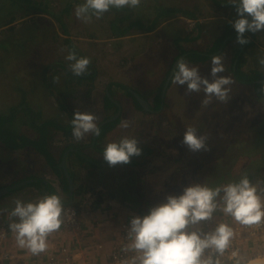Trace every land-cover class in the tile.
Here are the masks:
<instances>
[{
    "label": "crops",
    "instance_id": "0c3cea01",
    "mask_svg": "<svg viewBox=\"0 0 264 264\" xmlns=\"http://www.w3.org/2000/svg\"><path fill=\"white\" fill-rule=\"evenodd\" d=\"M221 1L228 0H219L218 5H225ZM157 2L159 0L155 3ZM160 7H156V4L142 3L141 7L136 10L126 8V13L130 12L131 18L124 22H118L115 25L113 21H116L117 17H120L119 15H123V13L115 15V12L110 10L102 17L107 20L106 17L109 14L112 16L105 23L107 25L105 30H102L105 28L103 24H99L105 20H97L95 18L83 27L86 35L80 37V43L83 46V48L80 47L79 49L81 52L80 56L88 57L91 60L88 72L84 75L85 78L80 83H84L86 87L84 99L86 98L88 103L92 102L94 96L93 86L101 85L104 78H108V80L104 83L105 92L102 98V104H82L80 108H76V111L93 113L98 117L97 123L99 126L110 120L116 121L113 127L101 136L99 140L100 146H105L108 142L118 141L123 136L135 138L136 124L133 117L141 113L143 115L148 114L149 116L144 117L145 119L146 117L149 119L155 114L152 110L157 102L163 104L160 106V111L165 116H168L170 112L179 111L183 113L199 111L212 112L219 110L221 105L243 104L244 106L245 104H264V97H260L257 89V85L264 81V65L260 63V60L264 59V31L256 34L246 33L245 35L250 41V46L247 49H242V45L236 42L237 33L229 22L235 20L231 17V10L225 12L223 15L215 16L214 13L204 16L199 11L193 9L192 11H196L198 16L196 20H199V23L195 24L191 28L192 30H189L185 20L184 22L178 20L179 16L183 17L181 12L176 11L170 12L168 15H162V10L166 11V9L177 8L186 10L185 8L167 6L162 3ZM200 18L203 20L200 21ZM132 23L135 25H132ZM223 36L225 39L224 47L220 44ZM157 42H160L162 45L171 46L163 50L164 56L166 55L163 59L171 62L174 61L172 64H167L161 77L156 71L154 72L150 69L149 72L139 70V64L143 62L142 56L147 50H153L151 48L154 44H158ZM101 51H106L108 58L111 59L112 63L114 62L113 65H110L111 67L103 63L100 65ZM117 55L122 58L116 59L115 57ZM217 55L223 58L225 68V71L218 75L229 77L232 81L231 84L225 86L228 89V99L226 101H220L215 96H212L209 103L203 104V101L207 98L203 91L199 93H187L186 85L181 86L171 83L172 77L170 76V72L175 69L180 58L185 59L189 63V66L198 68L200 75L209 79L211 82L214 79L211 76V60L213 56ZM236 56H240L239 62L237 63L235 62ZM107 63L109 64V60ZM55 73L56 71H53V69L48 70L46 74L48 77V87L44 84L39 88L37 96V100L39 101L36 104V108L38 110H44L45 112H54L59 106L56 112L64 111L65 114L69 113L67 116L69 120L71 114L73 116L75 113L71 105L65 104V108H62L61 104H52L47 96L49 93L52 95L55 94L56 88L54 86L57 85L53 82V77L56 76ZM158 79L159 82L157 83ZM158 87L163 90V97L159 101V92L155 91ZM65 93L68 92L66 91ZM190 97L193 103L189 102ZM143 100L147 101L151 109L143 107L140 103ZM137 102L142 107L138 106ZM124 119L131 121V126L126 130L119 127L121 121ZM176 120L178 119L176 118ZM171 122L173 127L181 126V124L184 125L182 121H179L180 124H178V121ZM147 124H150V129L144 128L145 132L139 131L138 133V135L143 134V143L145 144H148L145 141L147 138H151L158 133L156 130L152 131L150 121ZM147 124H144V126H147ZM28 130L33 132L30 129ZM93 136L89 134L82 141L89 143ZM60 141L64 142V137L59 138L56 136L54 144L61 146ZM90 154L95 158H101V154L95 150H92ZM65 161L66 164L68 162L71 172H77L79 176L86 177L89 174V170L92 169L89 165L83 166L84 168L80 167L81 163L75 158H72V160L66 159ZM98 174L95 176V182L101 181V176H98ZM40 176L49 179L47 176ZM56 178L57 180L53 178L49 180L52 181V184L55 186L54 188L59 189L57 193H60L61 198L62 193L59 188V183H57L58 177L56 176ZM89 180L90 178L87 177L86 181ZM87 194L84 196L85 201L83 200L82 206H91L92 212L89 214L88 221L94 226V239L96 242L104 243L105 249L95 255V263L101 264L105 262L107 250L116 240L119 224L124 220H132L138 215L120 202L113 201L114 204L111 203L109 205L104 198L102 202H99L90 193ZM6 214V217L9 218V213ZM0 221H2L1 218ZM56 232L51 233L50 237H53ZM56 240H63V238Z\"/></svg>",
    "mask_w": 264,
    "mask_h": 264
},
{
    "label": "rangeland",
    "instance_id": "374dc122",
    "mask_svg": "<svg viewBox=\"0 0 264 264\" xmlns=\"http://www.w3.org/2000/svg\"><path fill=\"white\" fill-rule=\"evenodd\" d=\"M81 1L83 2V0ZM159 2L167 6H179L189 11L195 9L204 16L214 13L215 16L223 15L225 12L231 10L232 15L231 13L230 15L233 17L232 9L223 4L218 5L219 0H159ZM2 3L6 5V8L4 9L5 15H0V27L2 26V28H0V42H4L11 37L12 41L15 42L24 41L27 48L22 51L14 49L12 46L6 49H0V67L4 66L3 64L6 65L5 69L0 70V104H6V106L10 104H19L23 97L30 104H37L39 101L37 100L39 88L41 85L45 84V66L47 64L54 65V63H57V66L53 68V71H56L57 74L55 73V75L60 77V81L54 86L56 88L55 94H47L52 104H70L75 111L76 108H80L82 104H102V98L105 92L104 83L107 82L106 80H108V78H104L101 85L93 86L94 96L92 102L88 103L86 98L84 99L86 93L85 84H80V77L74 76L68 70L69 62L65 60L68 50H70L65 40L70 39L73 45L80 49V47L83 48L80 43V37L86 35L83 29L86 23L76 18L74 11L75 4L70 8V12L67 13L63 11L66 6L65 0H51V7L58 13V16L62 18V23L66 25L68 34H65L62 27L63 24L60 21L53 16L33 13L32 7L28 4H24V6L20 4L17 6L16 9L18 10L13 13V15L17 17V20L11 24H7L11 15L6 12L7 10L13 12V6H11L9 0H0V4ZM143 3L151 5L156 4L155 0H143ZM111 17V14H109L106 17L107 20L101 18V20H105L99 23L100 25L103 24L105 27L102 30L106 29L107 25L105 23ZM178 20L180 22H184L185 20L187 28L192 30L190 18L179 16ZM193 20L195 21L196 19ZM201 20L203 19L200 18V21ZM34 26L38 27L37 31H32L31 28H34ZM102 30H100V32H102ZM56 34L57 38L55 39L53 36ZM157 43L158 44H154L151 48L153 50H147L142 56L143 62L139 64V70L149 72L150 69L154 72L156 71L161 77L167 64H172L174 61L171 62L167 59H163L166 56H164L163 50L171 46L162 45L160 42ZM106 53V51H101L100 65L103 63L111 67L110 65H113L114 62H111V59L108 58ZM115 58L121 59L122 57L117 55ZM108 60L109 64L107 63ZM59 62H65L66 67H60L58 65ZM173 71L174 69L170 72L171 77L173 76ZM63 82H66V87ZM158 82L159 79L157 80V83ZM20 89L24 90L26 94H23ZM66 91L68 93H65ZM155 91L159 92V101L163 97V90L158 87ZM192 101L190 97L189 102L193 103ZM220 107L219 110L212 112L199 111L183 113L179 111L170 112L168 116H165L164 113L160 111L159 113L153 114L149 119H147V117L145 119L144 117L149 116L148 114L143 115L141 113L133 117L136 124L134 137L141 143H143L144 136L143 134L138 135V133L139 131L145 132L144 128L150 129V124H147L149 121L152 124V131H158L157 135H153L151 138L146 137L147 140H145L146 143L160 148V155L158 159H156L157 161H155L156 166L159 165L158 169L161 171L160 175L151 176L147 174L146 171L142 172L146 179L145 189L147 188L148 190V197L153 198L159 196L160 189L163 187L162 184L172 182L170 179L176 178V176H172L174 167L178 165V163L173 162L175 158H182L184 164L192 165L195 164L197 160L212 158L223 152L222 148L226 146L230 138H240V136L248 134L251 128L256 126L258 121L264 116V104H245L244 106L243 104H233L230 106L221 105ZM58 108L59 106L56 110H58ZM56 110L54 112H46L45 114L48 117L53 116L56 114ZM58 112H60L58 115H61L64 121H68L67 116L69 113L65 114L64 111ZM195 115L197 116L195 117ZM176 118L178 120H176ZM171 121H178V124H180L179 121H182L184 125L181 124V126L173 127ZM144 124H147V126H144ZM189 127L194 128L198 136L205 138V149L194 152L190 150L188 146L182 145L181 141L183 140L184 133ZM21 129L28 135L33 136L35 134L34 132H30L27 128L22 127ZM57 137L63 138L61 134ZM58 146V144H55L53 150L58 151ZM30 173L44 175L51 180L52 178L57 180L54 172L46 164L43 156L32 150L12 151L4 148L0 144V186L11 185L14 178L22 177L24 174ZM107 182L108 187L99 183L98 185L96 184L94 190L89 193H92L98 199L97 193L101 190L100 192L104 194L103 197L105 200L120 202L117 199H111L107 194L109 188H114L113 182ZM258 182L259 181H257L256 184H258ZM26 191L27 190L22 191L17 195L5 199L4 204L14 206L16 200L22 201V199L27 196ZM41 198L42 197H39L33 201V203L38 202ZM122 205L127 206V204L123 203ZM127 207L138 215L133 208L130 206ZM12 237L10 244H13L14 248L19 247L16 234L12 235ZM59 238L60 233L56 232L50 241L55 243V239ZM0 264H4L2 260H0Z\"/></svg>",
    "mask_w": 264,
    "mask_h": 264
},
{
    "label": "clouds",
    "instance_id": "9594fccd",
    "mask_svg": "<svg viewBox=\"0 0 264 264\" xmlns=\"http://www.w3.org/2000/svg\"><path fill=\"white\" fill-rule=\"evenodd\" d=\"M143 0H83L75 4V16L84 23L93 18L101 19L112 9H139ZM235 6L237 19L229 21L237 33L236 42L240 45L249 43L246 33L256 34L264 31V0H228ZM68 70L74 76H83L88 72L90 58L79 56L74 48L68 50L65 57ZM264 65V59L260 60ZM211 76L209 79L200 75L198 68L180 58L173 71L171 83L186 85L187 93L203 91L206 95L204 104L209 103L212 96L220 101L228 99L231 79L218 74L225 71L223 58L213 56L211 60ZM59 76L53 77L58 84ZM98 117L90 112L75 111L70 126L72 137L79 142L89 134L99 137L101 128ZM131 121L124 119L119 127L128 129ZM182 145L192 151L205 149V138L198 136L196 130L189 127L184 133ZM103 159L109 167L131 163L133 157H139L142 149L135 138L121 137L118 141L108 142L102 150ZM223 192L222 211L230 215L240 224L258 225L264 221V202L257 194V188L244 176L238 183H230L215 189L196 184L186 187L179 196L169 195L167 202L150 209L148 215L134 217L130 222L128 237L131 244L124 251H132L130 264H219L212 255L223 254L230 246L233 230L224 223L219 224L214 232L189 231V226L198 225L209 220L216 211L217 198ZM63 205L58 195H45L38 202L24 203L16 200L11 216L18 217L19 222L12 223L10 228L16 234L20 247H26L32 254L38 255L47 248L49 234L60 229ZM211 252L203 258L206 251ZM129 264V262H125ZM237 264H240L237 261Z\"/></svg>",
    "mask_w": 264,
    "mask_h": 264
},
{
    "label": "trees",
    "instance_id": "16d2710c",
    "mask_svg": "<svg viewBox=\"0 0 264 264\" xmlns=\"http://www.w3.org/2000/svg\"><path fill=\"white\" fill-rule=\"evenodd\" d=\"M9 1L11 6H13V12L7 10L6 13L11 15L7 24H11L17 20V17L14 16L13 13L18 10L16 8L20 4L22 6L28 4L32 7L33 13L53 16L62 23V18L58 16V13L51 7V0ZM65 2L66 6L63 11L67 13L70 12V8L74 4L82 3L81 0H65ZM221 2L232 9L233 19L239 18L235 6L229 4L228 1ZM3 4L4 3L0 4V15H5L4 9L6 5ZM160 5V2L156 3V7L159 6V8H161ZM112 10L115 12V15L123 13V15L117 17L116 21H113L114 25L131 18V13H126L127 9ZM176 11L181 12L183 16L187 18L198 19L196 11H188L179 8L166 9V11L162 10V15H168L170 12ZM132 25L135 24L132 23ZM62 27L64 33L68 34L66 25L63 24ZM31 29L32 31H37L38 27L34 26V28ZM53 38L56 39L57 34L53 36ZM224 41L225 39L223 36V39L220 40V44H222L223 47L225 46ZM65 42L68 44L69 49L74 48L77 54L79 56L81 55L80 50L73 45L70 39L65 40ZM249 44L250 43L242 45V49H247L250 46ZM9 46L19 51L27 48L24 41L15 42L12 41L11 37L4 42H0V49H6ZM239 59L240 56H236L235 62H239ZM3 65L4 66H1L2 68L0 67V70L5 69L6 65ZM58 65L64 68L65 62H59ZM56 66L57 63H54V65L47 64L44 69L46 74L50 68L53 69ZM84 78V75L81 76L80 82ZM47 83L48 77L45 75V85L48 87ZM257 89L260 97H264V81L257 85ZM20 90L23 94H26L24 90ZM137 103L138 106L142 107L139 102ZM161 105H163L161 102H157L152 112L159 113ZM36 107V104H30L24 97L19 104H10L8 106H6V104H0V144L4 148L12 151L32 150L44 157L46 164L58 177L59 188L62 193L61 202L63 209L68 202H72V205L80 208L85 201L84 196L93 191L97 183H101L108 187L107 181L114 183V188H109L107 191L109 197L111 199H117L123 204H127V206L133 208L140 217L148 215L151 208L166 203L169 195H182L183 190L189 186L200 184L215 189L230 183H238L244 176H247L252 185L256 184L257 181H259V183L264 181V116H262L256 126L251 128L248 134L240 136V138H230L226 146L222 148L223 152L212 158L197 160L193 165L184 164L182 158H175L173 162L178 163V165L174 167L172 176H176V178L170 179L172 182L163 183L159 196L152 198L147 196L148 190L147 188L145 189L146 179L142 172L146 171V173L151 176L160 175L161 171L158 169L159 165L156 166L155 163L160 155L159 147L139 142V147L142 149V154L139 157H133L129 164L109 167L104 161L102 154V150L105 146H100L99 140L107 130L113 127L114 122H116L115 120L107 121L101 125V135L99 137L93 136L89 143H85L82 140L77 142L72 137V129L70 126V121L73 117L72 114L68 121H64L61 115H58V111L53 116L48 117L44 110H38ZM61 107L65 108V104H61ZM22 127L30 129L35 132V134L33 136L28 135L22 131ZM59 134L64 137V142H61V144L63 143L64 145H59L58 151H56L53 150V146L55 145L54 139ZM90 150L97 151L101 154V158L93 157L90 154ZM72 158H75L81 163L80 167L89 165L92 168L89 170V174H87L86 177L82 175L79 176L77 172H71L68 162L66 164L65 160H72ZM64 161L67 171L73 181V189H71L65 170L62 167V162ZM96 174L101 176V181L95 182ZM87 177L90 178L89 181H86ZM11 185H17V187L13 191L0 197V218L2 220L0 222L5 224L12 233L14 232L10 228V225L19 222V218L11 216V212L15 208V205H5V199L25 190H27V196L22 199L24 203L33 202L45 195L55 194L60 197V193H57L59 189L54 188L55 186L52 184V181L37 174L30 173L24 174L22 177H16ZM3 187L7 186H0V188ZM100 191L101 190L97 193V201L102 202L104 194ZM222 197L223 192H221L220 197L217 198V209L219 211H222L223 208ZM6 213H9V218L6 217Z\"/></svg>",
    "mask_w": 264,
    "mask_h": 264
},
{
    "label": "built area",
    "instance_id": "2783aa9c",
    "mask_svg": "<svg viewBox=\"0 0 264 264\" xmlns=\"http://www.w3.org/2000/svg\"><path fill=\"white\" fill-rule=\"evenodd\" d=\"M190 21L192 27L198 22L193 19ZM253 186L257 188V194L264 202V181ZM90 195L97 200L95 195ZM107 202L109 205L114 204L111 200ZM91 212L89 205L80 208L75 205L64 207L62 224L57 230L63 240L55 239V243L51 242L52 237L49 234L46 250L38 255L32 254L27 248H14V245L10 244L13 233L0 222V260L4 264H97L95 255L105 247L103 242H96L94 239V226L88 221ZM130 222L131 220H124L119 224L116 240L107 250L106 260L101 264H130L133 256L138 255L132 251H124L131 244L128 237ZM221 223L227 224L233 230V237L229 248L222 255H212L214 261L218 260L219 264H237V261L244 264L264 256V221L258 225H243L217 209L209 220L191 225L188 230L210 233ZM210 254V250L206 251L203 258H208Z\"/></svg>",
    "mask_w": 264,
    "mask_h": 264
},
{
    "label": "water",
    "instance_id": "95a60500",
    "mask_svg": "<svg viewBox=\"0 0 264 264\" xmlns=\"http://www.w3.org/2000/svg\"><path fill=\"white\" fill-rule=\"evenodd\" d=\"M141 104L143 105L144 108L151 109L150 108V105L147 103V101L143 100V101H141ZM62 167L65 170V174H66L67 179L69 181L70 187H71V189H73V181L71 179L70 174L67 171L65 162H62ZM16 187H17V185H11V186H7V187L0 188V197L3 196V195H5V194H7L8 192L13 191ZM69 205H72V202H68L65 206H69Z\"/></svg>",
    "mask_w": 264,
    "mask_h": 264
},
{
    "label": "bare ground",
    "instance_id": "6f19581e",
    "mask_svg": "<svg viewBox=\"0 0 264 264\" xmlns=\"http://www.w3.org/2000/svg\"><path fill=\"white\" fill-rule=\"evenodd\" d=\"M244 264H264V256L259 258H254L249 260L248 262Z\"/></svg>",
    "mask_w": 264,
    "mask_h": 264
}]
</instances>
